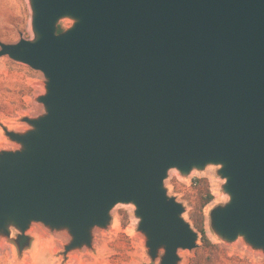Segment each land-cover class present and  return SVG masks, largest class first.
<instances>
[{"label":"water","instance_id":"obj_1","mask_svg":"<svg viewBox=\"0 0 264 264\" xmlns=\"http://www.w3.org/2000/svg\"><path fill=\"white\" fill-rule=\"evenodd\" d=\"M33 39L0 57L39 70L45 113L4 129L0 233L29 244L32 221L90 246L118 203L135 206L152 259L197 247L168 171L220 165L229 199L214 233L264 252V0H28ZM63 17L73 24L58 32Z\"/></svg>","mask_w":264,"mask_h":264},{"label":"rangeland","instance_id":"obj_2","mask_svg":"<svg viewBox=\"0 0 264 264\" xmlns=\"http://www.w3.org/2000/svg\"><path fill=\"white\" fill-rule=\"evenodd\" d=\"M73 22L72 18L63 17L58 25L66 29ZM21 37L34 38L28 0H0V41L15 42ZM45 81L41 71L8 56L0 57V151L21 148L5 134L4 129L26 132L32 126L23 118H36L45 113L43 104L37 101V97L45 93ZM219 168L220 165L208 164L204 169H193L185 176L172 168L164 180V187L169 196L184 206L183 218L195 231L194 225L201 223L206 237L220 249L219 253L212 255L213 264H264L261 249L253 248L241 236L225 241L211 227V210L229 199L223 190L225 179L219 175ZM207 191L213 199L201 208ZM134 210L133 204H116L110 211L107 225L92 229L90 246L82 245L66 253L64 246L71 236L65 228L52 229L32 221L25 231L30 238L29 244L19 250L15 242L18 230L10 226L9 235L0 233V264H159L163 249L155 259L149 256ZM196 243L201 246L200 233ZM198 251L195 248L179 249L177 264H191Z\"/></svg>","mask_w":264,"mask_h":264},{"label":"trees","instance_id":"obj_3","mask_svg":"<svg viewBox=\"0 0 264 264\" xmlns=\"http://www.w3.org/2000/svg\"><path fill=\"white\" fill-rule=\"evenodd\" d=\"M63 30V27L58 25L57 31L60 32ZM213 199V195L207 191L205 196L203 197V201L201 202V208H203L207 203H209ZM197 232L200 233V241L201 246L196 247L195 249L198 250V253H196L195 257L191 260V264H213L215 261L212 259V255H216V253H219V248L217 245L212 243L205 234V231L203 229V226L201 223H196L194 225ZM227 259H231L229 257H226Z\"/></svg>","mask_w":264,"mask_h":264}]
</instances>
